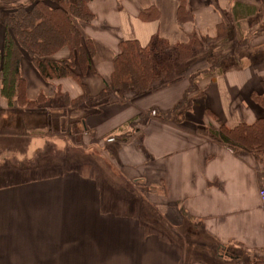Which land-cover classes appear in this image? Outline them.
<instances>
[{
	"label": "crops",
	"instance_id": "0c3cea01",
	"mask_svg": "<svg viewBox=\"0 0 264 264\" xmlns=\"http://www.w3.org/2000/svg\"><path fill=\"white\" fill-rule=\"evenodd\" d=\"M126 1L89 3L94 18L81 30L95 48L97 74L86 77L94 94L111 73L120 41L146 46L154 35L170 43L189 34L213 38L220 23L232 25L230 32L247 22L264 27V0H183L190 21L182 23V0ZM151 7L157 19H141ZM243 39L238 63L196 79L205 87L194 111L203 119L198 124L172 120L175 100L187 93L183 82L130 104L87 109L79 123L97 138L113 142L132 129L127 142L105 138L100 153L52 136L49 124L29 121V113L43 112L7 107L0 96V264L239 263L232 252L245 261L251 254L264 259V147L220 140L221 128L236 136L242 124L264 117V30ZM21 72L29 99L41 92L53 97L55 83L42 79L26 54ZM151 108L163 117L128 125Z\"/></svg>",
	"mask_w": 264,
	"mask_h": 264
},
{
	"label": "trees",
	"instance_id": "16d2710c",
	"mask_svg": "<svg viewBox=\"0 0 264 264\" xmlns=\"http://www.w3.org/2000/svg\"><path fill=\"white\" fill-rule=\"evenodd\" d=\"M20 1L1 2L0 96L6 100L7 107L30 112L40 111L41 105L49 99L44 93H39L33 99L27 97L26 80L21 72V59L26 54L42 79L55 83L56 97L62 98L68 107L76 109L82 100L90 98L86 77L97 74L93 65V41L85 37L77 25V22L84 24L93 18L87 6L92 0H77L68 4L58 2V6L39 0ZM139 17L143 20L157 19L158 13L151 7L141 11ZM177 19L181 23L190 21V12L183 0ZM226 31L227 26L220 23L218 34L213 38L189 34L187 41L170 43L154 35L146 46H141L136 40L120 41L111 73L95 99L110 103L115 101H109L110 97L116 94L121 100L126 93L137 97L159 89L166 85L171 66L190 61L203 48L204 42L227 41ZM65 47L69 51L67 58H52ZM177 79L175 77L172 82ZM66 81L76 84L80 93L72 98L62 89ZM128 123L131 125L133 121ZM209 132L215 134L211 130ZM235 132L237 135L231 136V131L221 128L220 140L224 143L234 140L248 149L264 147V117L250 126L242 124Z\"/></svg>",
	"mask_w": 264,
	"mask_h": 264
},
{
	"label": "rangeland",
	"instance_id": "374dc122",
	"mask_svg": "<svg viewBox=\"0 0 264 264\" xmlns=\"http://www.w3.org/2000/svg\"><path fill=\"white\" fill-rule=\"evenodd\" d=\"M36 1H38V0H22L20 2L26 3V2H36ZM39 1L49 2L53 6H58L59 5L58 2H63V3H67V4L77 2V0H39ZM121 1L127 2L126 0H121ZM1 2H3V0H0V20L2 19V13H3V10L1 9V5H2ZM118 2H120V0H118ZM89 3H90V1L88 2L87 6H88V9L90 10ZM92 15L94 18L93 13H92ZM93 18L90 21H92ZM90 21H88V22H90ZM77 25L81 30V27L83 24L81 22H77ZM261 25L263 26V23L256 25L255 22H252V23L247 22L245 25L239 26V28L236 27L231 32L227 28L226 36H229L232 38H230L227 41L219 39L218 41H215V42H213V41L204 42L203 48L201 50H198L197 53L195 54V56L190 61L183 63V64H176V65L171 66L170 71L166 77L168 80L166 85L160 87L157 90L158 91L159 90H161V91L166 90L165 88H173L176 90V87H173V86H178V84L182 85V82L184 83L183 84L184 86H186V85L188 86L186 88L187 93H186V91L185 92L183 91L184 94L183 95L181 94L182 96H179V98H177L174 102V104L176 103L175 105H177V106L173 111V112H175L173 117H172L173 121H181L184 118H187V120H186L187 122H195V124H198V122L203 121L202 118L200 119L198 117V114L194 115V111L198 112L200 110L199 106L202 107V104L200 102H202V100L204 99L203 93H204V89H205V87L200 88L197 85L196 79H200L202 77L206 78L208 75H210V72L213 71L212 69L217 68L216 70L219 71L220 67L227 68V65H234V64L238 63L239 58L245 56L244 46H246V44H245V39H243V35L245 34V36L248 39L249 37H253L256 34L261 33L264 30V27L262 28ZM227 27L232 28L233 26L227 24ZM249 27H252L253 29L250 31ZM261 28H262V31L260 30ZM217 34H218V31H217L215 37L217 36ZM1 38H2V35H1ZM251 43L253 44L255 42L252 41ZM214 45L218 46V48L215 49L216 51H214ZM61 52H66L67 56L66 57L62 56ZM212 52H214V53H212ZM259 54H260L259 52H256V55H259ZM67 57H68V48H66V47L63 48L62 51H60V52H58L52 56V58L55 60H61V59L67 58ZM189 68H195V69L193 70V72H191ZM175 77H178V79L172 82V80H174ZM104 80L106 81V79L102 78V84L103 85H102L101 90L103 89V86H104V83H103ZM98 82L99 81H97V83ZM64 84H66V83H64ZM88 88H89V92H90V98L89 97L85 98L84 100H82V103L76 109H73L70 106L68 107V105H65L64 100L62 98L56 97V93H55L56 87H55L53 90V97L52 98L49 97L47 102H45L43 105H41L42 107H41L40 111L43 113L41 115L39 114V116L29 113V121L31 123H36V124H41V125L49 124L50 125L49 130L52 131L50 133H53L52 136H56V137L62 138L64 140H69L70 144H72V145L73 144L75 145L76 142L79 143L81 146H82V144L84 146L86 144H90L89 149L92 150V152H94V153L104 152L106 150L105 149L106 148L105 147L106 142L104 140L106 138V141L111 142L110 141L111 137L105 136V137H98L97 138V136L95 134H93L92 132H88L86 130L83 131V128H82L81 124L79 123L80 118L85 114L87 109H92V108L97 107L103 103H109V102H106L105 100L99 101V100L95 99V96L101 90L98 91V93L94 94V93H92L93 92L91 89L92 86H90V87L88 86ZM62 89L67 91L72 98L74 96L78 95V93H80L79 88L74 83H72L68 87H67V85H64L62 87ZM154 91H152V92H154ZM41 93H43V92H41ZM116 95H113L110 97L109 101L115 100V101H112L110 103L121 102L122 104H124V103L130 104V102L134 98L140 97V96L134 97V95L132 93H126L124 95L125 97L120 100V98H118ZM185 95H186L187 99L181 101L180 100L181 97L183 98ZM141 96H143V95H141ZM21 112H23V111H21ZM187 113L190 114V116H188L189 119H188V117H184ZM159 115L160 114H158V112H156V110H154V112H153V109L151 108V109H149V111H146L144 114H141L140 116H135L130 121L135 120L134 122L140 123L141 121H143L146 118L153 117V116L158 117ZM136 118H139L138 119L139 121H137ZM128 125H130V124H128ZM134 125L136 126L137 124H134ZM129 128H131V127H129ZM125 130H127V129H123L120 133H118L117 136H114L113 137V139H115L114 141L120 142L119 144H121V143L127 142L128 139L130 140V137L133 135V133L131 132L132 129H129L130 131H127V132H125ZM114 141L111 143H107V144H112V143H114ZM110 158H111V156H110ZM144 185L145 186L142 188L146 190L147 184L145 183ZM140 186H142V185H139V187ZM150 187L152 189H154L153 186H150ZM221 252H223V251H221ZM231 254L234 256L239 255V258L241 259V260H239V263L234 261L233 263L231 262L232 264H237V263L238 264H264V259L262 258V256L256 257L253 254H251L248 257L249 261H245L244 259H247V257L243 253L241 254V252L240 253L232 252Z\"/></svg>",
	"mask_w": 264,
	"mask_h": 264
},
{
	"label": "built area",
	"instance_id": "2783aa9c",
	"mask_svg": "<svg viewBox=\"0 0 264 264\" xmlns=\"http://www.w3.org/2000/svg\"><path fill=\"white\" fill-rule=\"evenodd\" d=\"M259 197L262 203L264 204V186L259 190Z\"/></svg>",
	"mask_w": 264,
	"mask_h": 264
}]
</instances>
